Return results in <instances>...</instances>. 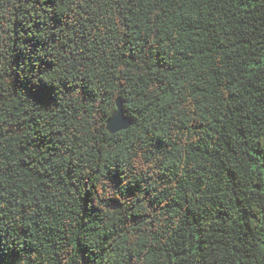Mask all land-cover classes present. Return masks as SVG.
Returning <instances> with one entry per match:
<instances>
[{
  "label": "trees",
  "instance_id": "trees-1",
  "mask_svg": "<svg viewBox=\"0 0 264 264\" xmlns=\"http://www.w3.org/2000/svg\"><path fill=\"white\" fill-rule=\"evenodd\" d=\"M0 256L264 264V0H0Z\"/></svg>",
  "mask_w": 264,
  "mask_h": 264
},
{
  "label": "snow or ice",
  "instance_id": "snow-or-ice-1",
  "mask_svg": "<svg viewBox=\"0 0 264 264\" xmlns=\"http://www.w3.org/2000/svg\"><path fill=\"white\" fill-rule=\"evenodd\" d=\"M49 69L46 67H40L37 70L31 71L29 73V84L28 90L32 94L33 99L39 104H46L50 99L52 90L49 88V84L51 83L53 77L48 75ZM73 91H78L80 96L85 100L91 98L95 100L93 94L89 91L88 86L86 84L81 83L77 88L73 89ZM101 104L103 101L100 102ZM103 113L101 112V116ZM111 124L114 128H122L125 126V114L119 113L116 117L113 118ZM150 195V193H149ZM0 264H5L3 257L0 256ZM12 264H15L13 261Z\"/></svg>",
  "mask_w": 264,
  "mask_h": 264
},
{
  "label": "water",
  "instance_id": "water-1",
  "mask_svg": "<svg viewBox=\"0 0 264 264\" xmlns=\"http://www.w3.org/2000/svg\"><path fill=\"white\" fill-rule=\"evenodd\" d=\"M116 106H117V111L116 113L108 120L107 122V125H106V128L107 130L110 132V133H116L118 131H121V130H124V129H127L129 128L132 123H133V118L126 115L125 113V110H124V107H123V102L121 99H118L116 101ZM119 113H124L125 114V126L122 127V128H114L111 124V121L113 120L114 117H116L117 114Z\"/></svg>",
  "mask_w": 264,
  "mask_h": 264
}]
</instances>
